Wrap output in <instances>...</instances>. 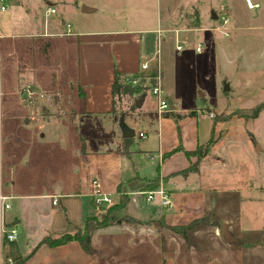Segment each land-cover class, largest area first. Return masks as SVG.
Wrapping results in <instances>:
<instances>
[{"label":"rangeland","instance_id":"rangeland-1","mask_svg":"<svg viewBox=\"0 0 264 264\" xmlns=\"http://www.w3.org/2000/svg\"><path fill=\"white\" fill-rule=\"evenodd\" d=\"M54 1L59 9L58 15H62L65 21L72 16L74 7L85 1L100 7L99 11L89 15L93 25L98 19L101 23V19L112 16L117 25L166 29L152 48L159 50L160 58L167 49L159 64L168 74L166 84L175 93L173 101L178 108L198 109L199 116L195 121L202 135L216 124L218 136L207 157L208 163L202 167V175L194 177L190 183L194 187L200 181L205 183L206 190L203 188L202 193L206 202L183 218V221H188L193 215L200 217L202 214L198 213L205 211L202 217L208 224L190 231L185 237L174 230L185 224L171 220V208L163 207L156 201L147 203L145 196L135 195L134 190L124 192L129 198L131 195L139 196L138 206L130 208L128 204V221L94 232L93 253L88 252L89 264H264V110L257 118L238 116L244 109L264 101V0ZM250 3L254 6L250 7ZM43 4L46 0L41 3L42 14ZM213 14L217 18H213ZM18 42L22 46L19 50H22L11 56L8 62L11 79L6 75L0 51L2 191L11 184L12 178L27 181L30 191L34 182L40 185L45 180L55 179L49 176V171L42 169L38 160L48 161L62 155L69 159L75 155V143L67 144L66 134L74 132L78 142L81 132L90 131L81 126L80 119L67 115L78 99L75 49L59 42L57 48L67 50H58V57L51 54L52 63L50 58L38 52L35 47L37 40L33 52L23 50L27 49L25 44L28 42L22 43L23 39H18ZM179 45L183 46L181 50L177 49ZM199 46L201 50L197 51ZM32 66L41 73L50 69L54 74L56 72L54 95L57 94L59 104L57 113L48 112L36 103V99L33 103L32 99L26 101L23 88L22 94H19V82L24 79L27 81L25 86L37 90L33 86L36 83L30 78L32 73L29 69ZM154 67L157 73L161 72L158 56L150 64V68ZM226 84L230 86L227 91L224 90ZM38 87L42 90L41 86ZM10 91L13 92L9 94ZM44 97L40 96L42 104L46 103ZM142 98L145 104L138 111V121L154 126L157 123V97L151 88L136 100ZM128 99L124 97V101L117 104V110L126 105ZM211 112L214 117H207ZM175 116L179 119L185 114ZM108 122L105 119L99 123L107 125ZM57 136L60 138L56 140ZM211 140L214 143V139ZM62 171L65 174L66 170ZM118 193L120 197L123 194ZM85 199V210L97 213L99 219L111 207L97 209L89 197ZM58 220V226H61V221H67L65 215ZM223 223L228 224L232 235L241 240L240 243H231L220 234ZM18 239L7 242L6 250L11 254ZM5 240L3 237L0 248L2 259H5L6 253ZM16 259L3 264H16Z\"/></svg>","mask_w":264,"mask_h":264},{"label":"crops","instance_id":"crops-1","mask_svg":"<svg viewBox=\"0 0 264 264\" xmlns=\"http://www.w3.org/2000/svg\"><path fill=\"white\" fill-rule=\"evenodd\" d=\"M42 1L8 0L7 9L0 12L2 35L0 51L6 75L11 79V72L8 70L9 59L17 51L22 50H19L22 46L18 39H23L22 43L28 42L25 44L27 49L23 50L29 52H33L37 40L35 47L38 52H42L43 57L50 59L51 54L58 57V50L63 52L67 50L58 49L59 42L65 47L74 48L78 99L75 101L76 106L71 107L67 115L80 119L81 124L83 123L81 126L90 131L81 132L78 142L74 132L66 134L67 144L75 143V155L69 157L73 160L64 158L63 155L48 161L38 160L42 169L49 171V176L55 179L45 180L40 185L34 182L31 191L27 181H17L16 178H12L11 184L5 186L6 188L3 187V193L10 197L8 201L11 204V208L5 214L6 223L8 226L16 225L19 229V239L12 254L6 250L7 242L10 241L5 240L6 253L3 260L8 262L28 254L45 235L74 233L83 227L87 217L97 214L89 213L84 206L86 197L90 198L93 205L91 183L95 179L100 182L101 190L115 195L118 201L119 186L127 185L129 180L136 177L146 179L158 177L159 187H164L172 197L170 209L172 211L169 214L171 220L174 223L188 224L198 218L194 217L195 214L188 221H183L187 213L197 210L206 202L205 194L202 193L203 188H206L205 183L200 181L197 187L190 183L194 177L202 175V167L208 163L207 157L218 140L216 124L202 135L197 120L195 121L199 116L196 111L198 109L178 108L173 101L175 93L166 84L168 74L162 65H160L161 85L166 99L171 104V110L163 114L157 109L156 125L151 126L148 123L144 125L138 121V111L145 104L144 98L142 105L133 109L130 105L133 99L128 97L129 101L126 105L123 104L119 109L120 112L119 110L117 113L114 112L113 84L116 72L136 74L145 71L142 69V64L144 62L151 64L158 56V51L152 47H155V43L166 29L117 25L113 22L115 20L112 16L109 19H101L103 21L101 23L98 19L97 24L93 25L89 15L99 11L100 7L85 1L79 7H74L72 16L65 21L62 15H58L59 9L55 6L54 0H46V4L42 5V14L40 11ZM50 7L55 8L56 13H51ZM66 7L68 8L67 5ZM87 10L88 12H85ZM166 52L167 49L162 52L163 59ZM159 56H161L160 52ZM29 70L32 73L30 78L36 83L32 85L37 89L32 103L36 99V103L38 105L40 103L45 110L57 113L59 104H57V94L54 95L56 72L54 74L50 69L41 73L34 66ZM25 83H27L26 79L19 82V94H22L21 88H24ZM38 86H41L42 90H39ZM12 92L10 91L9 94ZM41 95L46 98L44 104H42L43 98L40 99ZM191 112L195 113L190 114ZM182 114L185 116L175 119V115ZM105 119L109 121L107 125L99 123ZM142 132L145 134L144 137L139 135ZM58 138L60 137L57 136L55 139ZM212 138L214 143L211 145V150L199 162L197 172L183 174L198 160L197 156L188 157L184 151L167 155L179 146L187 151H193L199 145H206ZM220 159L221 157L218 158ZM62 169L66 170L65 174ZM137 191L142 190L133 192ZM54 196L59 197L58 205L53 203ZM134 197L136 201L133 200ZM138 198L139 196H130L132 199L129 203L130 208L138 206L136 204ZM156 202L159 203L158 200ZM204 212L198 214L203 215ZM64 215L67 221H61V226H58L60 222L58 218ZM53 225L54 227L50 228ZM40 229L42 231L38 234ZM89 261V254L80 243L70 241L56 247L41 246L24 264H89Z\"/></svg>","mask_w":264,"mask_h":264},{"label":"trees","instance_id":"trees-1","mask_svg":"<svg viewBox=\"0 0 264 264\" xmlns=\"http://www.w3.org/2000/svg\"><path fill=\"white\" fill-rule=\"evenodd\" d=\"M157 74L158 73L155 67L149 68L143 72H139L136 74H123L117 71L113 84V95L115 103L114 112H118L117 104L122 101L124 97H132L135 100L143 97V94H145L147 90L156 85L155 77L157 76ZM131 107L133 109L137 107L135 101H133ZM263 110L264 101L260 102L252 108L244 109V112L238 113V116L247 119L257 118ZM165 113L166 112H163V114ZM190 114H194V112H191ZM212 143L213 140H210V142H208L206 145H199L193 151H187L182 146H179L173 151L169 152L167 155L173 154L177 151H184V153L188 157L197 156L198 160L192 163L189 169L183 172L184 175H187L190 172L198 171L199 162L210 152ZM159 183L160 182L158 177L154 179L136 177L129 180L127 185H121L118 188V191L123 192L120 197V202L109 207L106 214L101 216V219H99L96 215H92L87 217L83 227L79 228L74 233H65L59 236L45 235L37 244V246H35V248H33L28 254L17 257L16 264H24L35 253V251L43 245L56 247L64 245L70 241H77L85 251L89 252L90 248L92 247V239L96 230L107 228L115 224H121L122 222L129 220L126 211L130 198L124 192L130 190H155L159 187ZM206 224H208L207 220L203 216L193 219L188 224L177 226L174 228V230L175 232L186 237L190 231H193L194 229Z\"/></svg>","mask_w":264,"mask_h":264},{"label":"built area","instance_id":"built-area-1","mask_svg":"<svg viewBox=\"0 0 264 264\" xmlns=\"http://www.w3.org/2000/svg\"><path fill=\"white\" fill-rule=\"evenodd\" d=\"M7 2L8 0H0V12H3L7 9ZM254 5H250V7H253ZM49 11L51 13H56L55 8H49ZM70 26V25H69ZM2 38V35L0 34V39ZM183 46L179 45L177 47L178 50H181ZM201 47H197V51H200ZM160 56H159V50H158V69L160 70ZM150 68V64L148 62H144L142 64V69L147 70ZM156 85L152 87V93L157 97L158 100V109L159 111L167 112L171 110V104L170 102L166 99L163 89H162V74L161 72L158 73L156 76ZM24 93L26 94V101H29L30 99H33L37 92L29 85L24 86ZM1 93V91H0ZM207 117L213 118L214 113L211 112L206 115ZM141 137H144L145 134L142 132L139 134ZM136 193L135 195L138 194H143L145 196V201L147 203H152L156 200L159 201V203L163 207H172V197L171 194L162 186L155 190H148V191H137L133 192ZM91 196H92V202L95 208L101 209L105 207L112 206L114 204L119 203V200L117 201L115 195L111 193H107L100 188V182L95 179L91 183ZM9 196H6L2 189H0V248H1V243H2V238L5 237L9 241H15L19 237V229L17 228L16 225H11L8 226L6 223V212L8 209L11 208V204L8 201ZM136 201V198L133 199ZM60 202L58 196H54L53 198V203L55 205H58ZM4 260L1 257V250H0V264H3Z\"/></svg>","mask_w":264,"mask_h":264},{"label":"water","instance_id":"water-1","mask_svg":"<svg viewBox=\"0 0 264 264\" xmlns=\"http://www.w3.org/2000/svg\"><path fill=\"white\" fill-rule=\"evenodd\" d=\"M85 12H88V10L87 11H85ZM213 18H217V15L216 14H213ZM230 89V86H229V84H226L225 85V87H224V90L225 91H227V90H229ZM142 102H143V98L142 99H139L138 101H137V106L138 107H140L141 105H142ZM123 122V120L121 119V123ZM220 234L223 236V237H225L229 242H231V243H235V242H239L240 240L238 239V238H235L233 235H232V233H231V231H230V229H229V226H228V224H226V223H223L222 225H221V228H220ZM90 253H93V248L91 247L90 248ZM211 264H217V262H212Z\"/></svg>","mask_w":264,"mask_h":264},{"label":"bare ground","instance_id":"bare-ground-1","mask_svg":"<svg viewBox=\"0 0 264 264\" xmlns=\"http://www.w3.org/2000/svg\"><path fill=\"white\" fill-rule=\"evenodd\" d=\"M252 3H250V5H251ZM253 5V4H252Z\"/></svg>","mask_w":264,"mask_h":264},{"label":"flooded vegetation","instance_id":"flooded-vegetation-1","mask_svg":"<svg viewBox=\"0 0 264 264\" xmlns=\"http://www.w3.org/2000/svg\"><path fill=\"white\" fill-rule=\"evenodd\" d=\"M241 241H239V243H240Z\"/></svg>","mask_w":264,"mask_h":264}]
</instances>
